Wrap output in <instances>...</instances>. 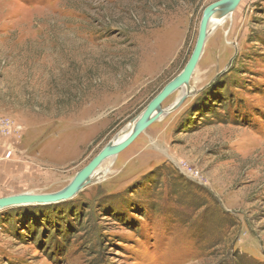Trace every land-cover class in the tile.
<instances>
[{"label": "rangeland", "instance_id": "rangeland-1", "mask_svg": "<svg viewBox=\"0 0 264 264\" xmlns=\"http://www.w3.org/2000/svg\"><path fill=\"white\" fill-rule=\"evenodd\" d=\"M218 1L0 0V124L21 133L0 134V199L64 190L184 70ZM223 20L196 92L104 181L0 211V264H264V0Z\"/></svg>", "mask_w": 264, "mask_h": 264}, {"label": "water", "instance_id": "water-1", "mask_svg": "<svg viewBox=\"0 0 264 264\" xmlns=\"http://www.w3.org/2000/svg\"><path fill=\"white\" fill-rule=\"evenodd\" d=\"M242 1L243 0H221L206 8L200 23L196 46L189 62L184 70L174 80L167 84L165 88L150 102L144 112L137 119L133 132L127 138L119 142H111L106 146L87 167L76 175L74 180L64 190L50 195L20 194L5 197L0 199V211L16 206L54 204L75 197L87 187L89 179L98 168H100L108 159L116 157L126 150L150 126L160 120L161 114L157 112L162 111L161 107L163 103L172 94L181 91L184 87L190 84L195 70L202 58L212 18L218 14L222 19H225L237 10ZM184 100H182V102Z\"/></svg>", "mask_w": 264, "mask_h": 264}, {"label": "bare ground", "instance_id": "bare-ground-1", "mask_svg": "<svg viewBox=\"0 0 264 264\" xmlns=\"http://www.w3.org/2000/svg\"><path fill=\"white\" fill-rule=\"evenodd\" d=\"M227 18V17H226ZM223 19L218 15V14H216L213 18H212V23L210 24V26H209V34H208V37H211L212 36V33L216 30V29H218V27H219V25L221 26V23H223ZM208 39V38H207ZM197 70H198V67L196 68V70H195V73L197 72ZM199 73V72H198ZM200 74V73H199ZM199 74H198V77H199ZM194 76V75H193ZM197 76L196 77H194V78H192V79H194V86H191L190 84L189 85H187L186 87H184L182 90H183V92H184V94L177 100V103L171 108V110L172 109H174L176 106H177V104L179 105L181 102H182V99H184V98H187V97H189V96H191L193 93H195L196 92V88H195V85L200 81V79L198 78ZM192 81V80H191ZM192 83V82H191ZM157 113H159V114H164V112H161V111H159V112H157ZM161 118V117H160ZM136 123H137V121H134V122H132L131 123V125L129 126V128H127L126 130H124V131H122L118 136H117V138L116 139H114L113 140V143H115V142H119V141H121V140H123V139H125V138H127L132 132H133V130H134V128H135V126H136ZM100 169H101V167L100 168H98L96 171H95V173L91 176V178L89 179V182H88V185L87 186H89L90 184H92V183H96V182H102V181H104L106 178H107V176H108V174L110 173L109 171H105V172H103V174L102 175H98V173H101L100 172ZM98 176V177H97ZM97 177V178H96ZM16 207H19V206H16Z\"/></svg>", "mask_w": 264, "mask_h": 264}, {"label": "built area", "instance_id": "built-area-1", "mask_svg": "<svg viewBox=\"0 0 264 264\" xmlns=\"http://www.w3.org/2000/svg\"><path fill=\"white\" fill-rule=\"evenodd\" d=\"M0 134H2L4 136L11 135L13 141H17V140H19L21 138L20 130L18 128H12L11 125H10V123L9 122H6V121H3V123L0 124ZM6 156L7 157L11 156V152L8 153V151H7ZM186 174L188 176L196 179V177L193 174V172L186 173Z\"/></svg>", "mask_w": 264, "mask_h": 264}, {"label": "crops", "instance_id": "crops-1", "mask_svg": "<svg viewBox=\"0 0 264 264\" xmlns=\"http://www.w3.org/2000/svg\"><path fill=\"white\" fill-rule=\"evenodd\" d=\"M126 150H127V149H126ZM124 151H125V150H124ZM124 151H123V152H124Z\"/></svg>", "mask_w": 264, "mask_h": 264}]
</instances>
